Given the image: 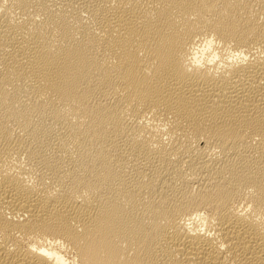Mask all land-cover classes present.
Instances as JSON below:
<instances>
[{
  "label": "bare ground",
  "instance_id": "obj_1",
  "mask_svg": "<svg viewBox=\"0 0 264 264\" xmlns=\"http://www.w3.org/2000/svg\"><path fill=\"white\" fill-rule=\"evenodd\" d=\"M0 264H264V0H0Z\"/></svg>",
  "mask_w": 264,
  "mask_h": 264
}]
</instances>
